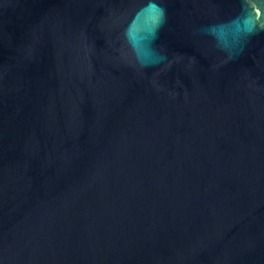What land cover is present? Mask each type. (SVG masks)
I'll return each mask as SVG.
<instances>
[{"label": "water", "instance_id": "obj_1", "mask_svg": "<svg viewBox=\"0 0 264 264\" xmlns=\"http://www.w3.org/2000/svg\"><path fill=\"white\" fill-rule=\"evenodd\" d=\"M0 264H264V0H0Z\"/></svg>", "mask_w": 264, "mask_h": 264}]
</instances>
